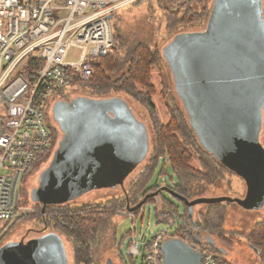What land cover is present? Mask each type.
<instances>
[{
  "label": "water",
  "instance_id": "1",
  "mask_svg": "<svg viewBox=\"0 0 264 264\" xmlns=\"http://www.w3.org/2000/svg\"><path fill=\"white\" fill-rule=\"evenodd\" d=\"M172 46L170 62L184 82L189 125L202 147L244 182L245 193L243 198L187 200L163 186L145 196L137 206L127 208V212L135 213L147 203L146 199H159L162 193L182 201L189 216L199 204L231 203L247 211L262 209L264 148L259 142L264 109L262 0H212L204 30L179 35ZM119 101L122 102L115 98L97 102L81 99L68 106L57 105L55 116L67 128L69 140L55 152L50 166L39 176V188L32 192V201L42 203V212L46 205L57 202L54 198L71 195L66 197L68 200L89 189L113 187L122 182L123 164L126 159L129 162L136 148L134 145L131 153L127 143L132 146L136 138L122 131L125 125L131 127L132 121L126 122L117 112L114 118L108 116V105ZM122 110L125 116L124 105ZM91 137H96L92 145ZM67 165L69 170L73 169L71 177ZM194 238L195 243L201 242L198 235ZM205 239L215 245L209 237ZM161 249L162 264H202L200 253L181 239H167ZM0 264L69 263L60 236L48 232L27 242L4 244L0 247Z\"/></svg>",
  "mask_w": 264,
  "mask_h": 264
},
{
  "label": "trees",
  "instance_id": "2",
  "mask_svg": "<svg viewBox=\"0 0 264 264\" xmlns=\"http://www.w3.org/2000/svg\"><path fill=\"white\" fill-rule=\"evenodd\" d=\"M142 1L136 0L124 7L141 6ZM147 1L148 14L152 15L156 9L160 11L164 33L166 37L171 36V40L179 35L178 31L183 28H191L201 24V26L204 25L202 29L204 30L212 3V0ZM262 7L264 15V0H262ZM124 43V37L118 32L113 33V47L105 56L92 62L94 73L91 79L83 83L76 81L73 85L81 86L84 92L125 94L135 99L149 114L154 130L155 157L139 176L137 184L132 189L133 193L128 195V200L137 202L144 198L149 191L156 188L153 186L147 189L146 186L151 180L160 158H163L164 164L166 162L171 167L179 180L172 191L187 200L198 197L193 195L194 192L214 187L217 183L223 185V190L216 195L215 190L214 193L210 192L214 194V197L231 196L232 194L228 192L231 190V180L227 179L226 175L234 176L235 174L203 150L189 125L188 119L186 120L180 112L167 106L169 122L166 125L159 122L151 100L155 94V89L151 83V69L156 67L161 60L157 48H152L142 39L132 42L128 49L124 48ZM121 52L122 56H120ZM60 95H63L62 90L58 91L57 96ZM262 115L261 133L264 134V111ZM186 146L187 148H185ZM47 152L48 149L38 156H44ZM194 157L199 162L200 171H195L191 167ZM190 181L195 182L190 184ZM150 200L147 203L154 204L155 217L159 222L173 224L175 219L179 220L175 224L172 233L173 238L181 239L190 246L195 245L198 252L205 250L214 254L218 264H230L222 258L221 250L216 245L211 246L204 238L209 237L210 240L214 241L212 237L215 236L221 244H226L230 240L225 235L237 236L236 232L226 231L225 227L230 203L203 205L202 209L196 212L197 214L192 212V215L189 216L188 209L182 201L175 199L169 201L163 196L158 199V202L155 199ZM119 202L120 200L86 203L78 207L51 206L46 207L43 212L42 208L38 207L35 213L28 215H25L26 212H21L13 221L4 223L1 227L9 225V230L0 236V247L6 244L4 243L5 240L13 235L18 224L22 221L25 219L37 220L39 224L46 225L47 232H54L60 236L69 264L71 261L73 264H98L92 249L109 220L125 208V202ZM177 204L181 205L182 211ZM138 211L140 209L134 214ZM39 219L43 220L40 221ZM195 235H201L203 241L195 243ZM244 239L246 244L257 254L260 263L264 264V217L251 226ZM65 242L70 244L71 257H69Z\"/></svg>",
  "mask_w": 264,
  "mask_h": 264
},
{
  "label": "built area",
  "instance_id": "3",
  "mask_svg": "<svg viewBox=\"0 0 264 264\" xmlns=\"http://www.w3.org/2000/svg\"><path fill=\"white\" fill-rule=\"evenodd\" d=\"M134 1L0 0V222L27 212L17 186L49 148L46 100L91 79L92 62L113 47L108 16ZM134 232L128 257L162 264L161 247L172 234L159 231L150 241H138ZM199 253L202 264H218L214 254Z\"/></svg>",
  "mask_w": 264,
  "mask_h": 264
},
{
  "label": "rangeland",
  "instance_id": "4",
  "mask_svg": "<svg viewBox=\"0 0 264 264\" xmlns=\"http://www.w3.org/2000/svg\"><path fill=\"white\" fill-rule=\"evenodd\" d=\"M147 0H143L141 6L133 7H123L115 12L114 16L110 19V24L113 30V33L118 32L122 37L125 38V49L131 47L132 42L135 40L142 39L144 42L149 44L152 48H157L160 61L156 67L151 69V83L155 89V94L152 96V102L154 105V109L156 111L157 118L159 122L163 125L168 124L169 122V111L168 107L165 105L163 95L161 94L162 84H163V72H162V49L167 45V43L171 40V36H167L164 33V26L161 20V14L159 10L153 11L152 15L148 14L147 11ZM204 27L201 26H193L191 28H183L178 33H188L196 30H202ZM122 56V52L120 54ZM86 93L82 90L79 85H71L66 87L65 93H69L72 91H77ZM124 99H126L129 104H131L135 109L143 113L144 118L147 119L148 122L150 117L146 109L139 104L135 99L120 93ZM53 98L50 97L46 100L43 107V119L44 125L46 124V115L49 104L52 102ZM151 120V119H150ZM49 130V129H48ZM50 135V144L48 148V152L43 156L36 157L31 169L25 173L21 174L19 182H18V201L23 205L25 209H27L28 213H35L36 208L32 205L30 201V192L32 187H35L38 182V177L41 171L44 170L46 165L48 164L49 155L56 147V143L53 142L52 135L49 131ZM179 136V135H178ZM153 143L154 140V132L152 133ZM180 138V136H179ZM59 139V136L56 137V142ZM181 139V138H180ZM261 141L264 144V134L261 133ZM55 144V145H54ZM187 148V146L185 147ZM191 167L195 171H200L201 167L196 157L193 158L191 163ZM227 179L231 180V190L228 191L232 195V198H243L245 193V185L241 179L236 176L226 175ZM195 181H190V184ZM177 184V178L171 169V167L165 162L163 158L158 160V164L155 167L154 174L151 177V180L148 182L146 188L156 187L157 185H165L168 187H173ZM185 185V183H184ZM220 189V191H219ZM220 193L223 190V185L221 183H217L214 187H209L207 189L199 190L198 192H194L197 195V198H210ZM212 192V193H210ZM197 193V194H196ZM106 195H98V199H95L94 202H102ZM162 196L169 201H173V197H170L166 193H162ZM105 197V198H104ZM194 198V199H197ZM108 199V198H106ZM193 199V200H194ZM139 202V201H138ZM120 203V202H119ZM231 204V203H230ZM179 206L180 211H182L181 205ZM196 211L202 209V204L196 205ZM152 203H146L140 211L136 214L127 212L126 208L114 215L108 222V225L103 230V232L98 236L96 244L92 249V252H95V257L97 258L98 264H106V260L110 259L112 264H141L142 256L139 255L137 258L131 259L127 255V249L129 247L130 241L132 240V229L135 230V238L138 241H150L156 233L159 231L167 232V234H172L174 232L176 222L179 220L175 219L174 224L169 226L164 222L157 223V219L155 217V209ZM194 212V211H193ZM181 214V213H180ZM264 217V207L259 210L247 211L242 209L236 204H231L227 211V220L225 226H229L232 232H236L237 236H229L225 235V237L230 240L229 243L221 244L217 237H212L216 242L217 248H224L226 251L225 255H222V258L230 263V264H261L257 254L249 247V245L245 242V235L248 234L249 230L253 223L260 221ZM133 221H132V219ZM25 221V222H24ZM20 224H18L19 228L25 229L26 224L33 223V220L25 219ZM39 224V223H38ZM4 225V222H0V228ZM41 225V224H40ZM9 230V225H5L0 229V236ZM15 235V231L12 236L5 240L4 243L9 242V240L13 239ZM65 246L67 248V252L69 257H71V248L70 244L65 242ZM71 264L73 262L71 261Z\"/></svg>",
  "mask_w": 264,
  "mask_h": 264
},
{
  "label": "flooded vegetation",
  "instance_id": "5",
  "mask_svg": "<svg viewBox=\"0 0 264 264\" xmlns=\"http://www.w3.org/2000/svg\"><path fill=\"white\" fill-rule=\"evenodd\" d=\"M183 34H186V33H180L179 35H183ZM179 35H177V36H179ZM176 37H174L172 40H170L167 43V45L162 49V59L163 60H162L161 68H162V72L164 73L163 74L164 81L162 84L161 94L163 95V99H164V102L166 103L165 104L166 106H169V107L177 110L178 112H180L184 116V118H186V120L188 119V122H190L189 115H188V107H187V104L185 103V99H187V98H186V94L184 91V89H185L184 88V82L182 81V79L180 78V75L176 72V70L173 68V66L171 65V62H170L171 56L173 55V51H174V47L172 45H173V42H174ZM79 91L80 90L72 91L69 93H63V95L58 96V98L56 100H54L53 102H51L49 104V107L47 109V115H46V119H47L46 124H47V127L49 129L48 132L50 131V133L52 135L53 142L56 143V147L50 153L48 164L46 165L44 170H46L50 166L51 162L53 161L55 152L60 149V145L63 142H65L66 140H69L67 128L64 126V123H61L55 116V111L57 110L56 107L58 104L68 106V105H70V103L72 101L81 100V99H88L90 101H96V102L97 101H103V100H111L114 98L121 100L123 103L119 101V102H115V103L108 105V107H109L108 116H109V118H114V115H115L114 113L117 112L122 117H125L127 119L126 120L124 118V120H126V122H128V121L133 122V123H131V127H126V125H125V127L122 128V131H126L127 133H130V134L134 135L136 138L135 142H131L132 146H130L127 143V148L129 150L131 149L130 150L131 153H132V148L134 147V145H136V148L134 150V154L132 155V157L130 158L128 156L129 162H127L128 159H126L124 164H123V168L121 169V171L124 173V177H123L121 183L116 182V184L113 187L89 189V190L83 192L81 195H79L75 198H70L68 200L66 199V197L69 198L71 195L66 194L68 196H66V197L62 196L58 200L56 198H54V200L57 202L55 204H48V205H46V207H51V206L78 207V206H81L82 204H86V203H103V202L113 201V200H120V202L124 201L126 204V206H125L126 209L135 207L144 198H141V200L139 199V202L138 201L137 202H131L130 200H128L129 199L128 195H131L133 193L132 189L135 187V184H137L139 176L142 174V172L146 169V167L149 165V163L155 157L154 143H153L154 141H153V137H152V133L154 132L153 124H152V122H148L147 119L144 118L143 113L141 114L140 112H138L135 109V107H133L131 104H129V102L126 99H124V97L120 93L109 92L106 94H97L94 92L82 93ZM121 104L125 106V116L123 114ZM62 107H63L62 108L63 110H67V107H64V106H62ZM58 108H61V107H58ZM263 111H264V109H263ZM64 116H66V113L64 114ZM149 121H151V120L149 119ZM113 122H115V121H113ZM74 134L76 135V133H74ZM57 136H59V139L56 142ZM70 137H71V135H70ZM83 137L86 138V135L84 134ZM94 139L91 137V140L89 141V142H91L90 145L93 144ZM259 142H260L261 146L264 148V144L261 141V133L259 135ZM198 143L200 144L199 141H198ZM83 147H85V145L82 146V148ZM201 147H202V145H201ZM88 149L89 148H87L85 150H88ZM203 150L206 151L204 148H203ZM207 153L209 154V152H207ZM66 169H67V172L69 171V173H70L69 175L71 177V175H73L72 174L73 169L69 170L68 165H67ZM43 171H41V173ZM40 174H39V176H40ZM235 176L237 178H239L236 174L234 175V177ZM178 181L179 180L177 179V183H178ZM62 183H64V182H62ZM163 186H165V185H160V186L157 185L154 190L149 191L145 196L153 194L160 187H163ZM165 187L169 188V190H171V191L174 189V186L172 188L168 187V186H165ZM38 188H39V177H38L37 185L35 187H32L31 192H30V201L36 209L38 207H42L41 202L32 201V192L34 190H37ZM99 194L100 195H103V194L106 195L105 197L108 199H106L104 197L105 201L94 202L95 199H98L97 197ZM161 195H160V197H161ZM150 199H155L156 202H158V198H156V197L148 198V199H146L145 202L151 201ZM173 199H175V198H173ZM175 200H177V199H175ZM178 201H180V200H178ZM58 202H60V203H58ZM144 205L145 204H143V206ZM152 205H154V204H152ZM143 206H141L139 209L141 210V208ZM196 207L197 206L193 207L194 213L197 212ZM28 214L29 213L26 212L25 215H28ZM39 220L42 221L43 219L42 220L39 219ZM32 222L33 223L30 222V223L26 224L25 229L17 227L15 229L14 238L9 240V242L10 243L21 242V241L27 242L29 240L40 238L43 235L48 233L46 231V228H47L46 225L40 226V224H38L37 220L32 221ZM198 236L200 238H202L201 235H198ZM106 264H112V261L110 259H107Z\"/></svg>",
  "mask_w": 264,
  "mask_h": 264
},
{
  "label": "crops",
  "instance_id": "6",
  "mask_svg": "<svg viewBox=\"0 0 264 264\" xmlns=\"http://www.w3.org/2000/svg\"><path fill=\"white\" fill-rule=\"evenodd\" d=\"M225 227H226V231H231V228L228 225L225 226ZM214 244L217 245L216 242ZM219 249L221 250L222 255H225L226 254V251L224 250V248H219Z\"/></svg>",
  "mask_w": 264,
  "mask_h": 264
}]
</instances>
